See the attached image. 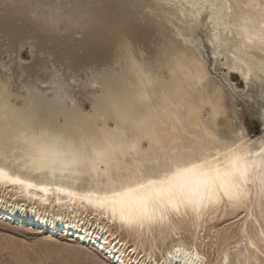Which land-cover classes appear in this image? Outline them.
Here are the masks:
<instances>
[{
	"label": "bare ground",
	"instance_id": "bare-ground-1",
	"mask_svg": "<svg viewBox=\"0 0 264 264\" xmlns=\"http://www.w3.org/2000/svg\"><path fill=\"white\" fill-rule=\"evenodd\" d=\"M0 4L2 217L75 237L113 264H206L181 240L148 263L98 220L142 234L247 209L257 232L243 230L235 259L264 264V104L252 138L230 118L229 77L264 100V0ZM204 41L226 84L210 75ZM229 261L223 251L217 264Z\"/></svg>",
	"mask_w": 264,
	"mask_h": 264
},
{
	"label": "rangeland",
	"instance_id": "rangeland-1",
	"mask_svg": "<svg viewBox=\"0 0 264 264\" xmlns=\"http://www.w3.org/2000/svg\"><path fill=\"white\" fill-rule=\"evenodd\" d=\"M204 45L203 51L208 60L210 75L226 84L223 79V74L227 72L226 66L219 65L224 59L220 58L216 62L206 41ZM31 49L34 50V47L29 45L22 49L21 56L25 63L31 60ZM3 60H7V56ZM56 67L59 65L56 64ZM229 77L238 91L237 94H233L236 114L231 113L230 118L232 121L240 119L247 134L252 138L256 137L263 131V120L258 104H264V100L250 92L251 87L245 85L237 72L231 71ZM85 107L88 108V105L85 104ZM240 210L219 211L205 217L200 226L189 219L175 218L167 227L155 226L151 231L142 234L120 229L106 219L98 221L118 239L135 247L140 255L149 257L148 263H152L153 260L160 263L166 251L181 240L187 246L195 245L205 255L206 264H217L223 251L229 253V264H239L235 259V251L244 250L246 236L243 230L246 229L250 234L257 232L256 227L251 226L248 220L245 221L248 210ZM255 212L264 228V206L260 216L257 210ZM86 218L93 223L97 221V217L89 213ZM29 224L15 218L5 219L0 215V264H113L100 250L87 243L82 244L83 242L75 237L59 233L48 234L46 230L37 229V226Z\"/></svg>",
	"mask_w": 264,
	"mask_h": 264
}]
</instances>
